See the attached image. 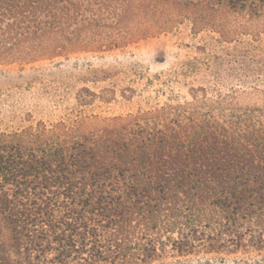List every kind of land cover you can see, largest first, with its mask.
I'll return each instance as SVG.
<instances>
[{"label":"trees","instance_id":"1","mask_svg":"<svg viewBox=\"0 0 264 264\" xmlns=\"http://www.w3.org/2000/svg\"><path fill=\"white\" fill-rule=\"evenodd\" d=\"M184 21L239 42L236 86L0 132V264L264 256V55L252 44L264 0H0V65L115 50ZM81 89V105L114 99Z\"/></svg>","mask_w":264,"mask_h":264},{"label":"rangeland","instance_id":"2","mask_svg":"<svg viewBox=\"0 0 264 264\" xmlns=\"http://www.w3.org/2000/svg\"><path fill=\"white\" fill-rule=\"evenodd\" d=\"M240 41L252 42L246 36ZM252 44L257 46L255 53L263 56L264 33ZM238 45L223 42L208 30L194 34L184 21L170 32L115 50L0 65V132L34 126L37 121L47 125L72 122L85 116L123 115L181 102L189 98L191 86L203 85L209 92L228 90L237 83ZM252 48L246 45L240 50L255 55ZM81 88L104 97L111 89L114 99L81 105L77 95H87ZM208 264L223 262L212 258ZM224 264H264V256H229Z\"/></svg>","mask_w":264,"mask_h":264}]
</instances>
